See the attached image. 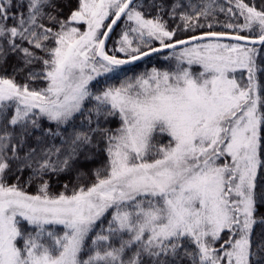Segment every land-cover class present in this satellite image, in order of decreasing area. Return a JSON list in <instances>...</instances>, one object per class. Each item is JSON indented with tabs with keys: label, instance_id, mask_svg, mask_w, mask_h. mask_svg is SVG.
<instances>
[{
	"label": "snow or ice",
	"instance_id": "6c2138e0",
	"mask_svg": "<svg viewBox=\"0 0 264 264\" xmlns=\"http://www.w3.org/2000/svg\"><path fill=\"white\" fill-rule=\"evenodd\" d=\"M66 6L0 0V264H264V2L235 0L239 30L258 35L231 39L250 47L187 46L224 36L214 31L174 39L164 15L180 4L78 0L65 17ZM122 16L160 47L142 51L124 31L127 58L107 54ZM177 45L171 70L89 86Z\"/></svg>",
	"mask_w": 264,
	"mask_h": 264
},
{
	"label": "trees",
	"instance_id": "16d2710c",
	"mask_svg": "<svg viewBox=\"0 0 264 264\" xmlns=\"http://www.w3.org/2000/svg\"><path fill=\"white\" fill-rule=\"evenodd\" d=\"M62 2L68 6L64 7L63 15L67 17L70 14V10H73L77 7L78 0H62ZM162 2L165 4V10L166 12L171 11V5L172 4H180L181 7L176 9V12L174 16L170 15H164V20L167 23V27L169 30L174 31L176 33V36L174 39H184L193 35L206 33L207 31H214L218 33H232V34H238L248 37H256L258 35V30H254L250 32L249 30L245 29L243 31H240L239 28L244 23V18L239 15V12L235 9V0H232L230 3L229 0H162ZM245 3L249 4H255L257 9L259 10L260 5L264 0H244ZM212 4V7L209 9L210 14L205 16H199V19H193L189 23L192 25L189 26V23H186L185 20L182 18L185 15L189 16H197L199 13L200 8H202L206 4ZM224 8V11H221L220 9ZM232 7L233 13H228L227 8ZM155 15V13H153ZM113 18V17H112ZM125 18V16H122L121 20L117 23L114 31L112 32V35L110 36L105 51L109 55H115L119 59H126L128 55H122V53H116L113 52V50L110 49L111 43H113V36L117 33V30L119 28L120 23H122V20ZM231 23L233 25L232 28L226 27L227 24ZM211 24L212 27L209 28L208 25ZM109 25V24H108ZM199 25H203L202 27ZM225 40L230 41V43H240V44H248L240 41H234V40H227V39H219V41ZM210 40L204 39L201 41H195L192 42L191 45L201 42H209ZM211 41H217L215 38H213ZM249 46H252L248 44ZM160 46L159 42L154 40L152 43H148V45L145 48H142V51H148L150 48L158 47ZM189 46V45H187ZM186 47V45L178 46L176 49ZM110 49V50H109ZM175 49V50H176ZM173 49L165 50L160 53H154L148 57H143L138 61H133L132 63L122 65L121 69L116 73H110L108 75H104L101 77H98L95 81H92L90 83V88L95 91V87L97 86H103L104 82L107 81L111 84H118L120 81L125 80L127 78L133 77L139 73H145L149 72L153 67L158 69H170L171 67V61L172 58L168 57V52L175 51ZM158 57V58H157ZM155 58V59H154ZM14 62L10 61V63ZM11 71V69H9ZM18 79H20L18 77ZM119 124L118 118L114 119L112 121L111 126L117 127ZM105 162V156L101 154L97 160L94 163L86 165L88 169H93L96 167H100ZM10 183H15V181H10ZM65 183H68V177L66 175L61 176L59 180H57L55 177L50 182V194L51 195H58L61 192H64L65 189L63 185ZM71 188L72 185L69 184V190L66 192V194H71ZM25 190L28 192V194H36L37 192V186L35 184L30 186H25ZM261 231V226L257 225L255 227V233H259ZM255 238V234H254Z\"/></svg>",
	"mask_w": 264,
	"mask_h": 264
},
{
	"label": "rangeland",
	"instance_id": "374dc122",
	"mask_svg": "<svg viewBox=\"0 0 264 264\" xmlns=\"http://www.w3.org/2000/svg\"><path fill=\"white\" fill-rule=\"evenodd\" d=\"M111 19H112L111 16L109 18L105 19L104 26H102V28L100 29L101 32H104L106 30V28H107L106 26L109 24ZM75 26H78L82 32L87 30V25L79 24V25H75ZM135 26H136L135 22L134 21H128L127 17L125 16V18L122 20V23H120V25H119L117 33L113 36V40L114 41H113V43H111V47H110V49L113 50V52L122 53V55H128L127 53L117 51V49H119V47H120V43L118 41L120 40L122 32H124V31H128L129 32V39L133 41V45H132L133 47H140L142 49V48H145L148 45V43H152L155 40V39H150L147 36H145L143 38V40H141V38L139 37L138 33H133V32L130 31V29L135 27ZM209 42H219L221 44H229V45L234 44V43H230V41H225V40L209 41ZM209 42H201V43H209ZM193 45H195V44H193ZM242 45L249 46L248 44H242ZM189 46H192V45H189ZM183 48L184 47L176 49L175 51L168 52L169 54H168L167 58H172V60H173V61L170 62L172 64L170 69H173L175 67V64H176L175 56L178 55L179 52ZM108 74H110V73H106L104 75H108ZM135 76H139V73L137 75H135ZM135 76H133V77H135ZM237 76L239 78V73L237 74ZM99 77H101V76H99ZM244 79H246V73L244 74Z\"/></svg>",
	"mask_w": 264,
	"mask_h": 264
},
{
	"label": "water",
	"instance_id": "95a60500",
	"mask_svg": "<svg viewBox=\"0 0 264 264\" xmlns=\"http://www.w3.org/2000/svg\"><path fill=\"white\" fill-rule=\"evenodd\" d=\"M114 18V17H113ZM112 18V19H113ZM122 18V17H121ZM119 22V21H118ZM117 22V23H118ZM111 23V21L109 22V24ZM117 25V24H116ZM116 25H114L113 26V31H114V29H115V27H116ZM105 31H107V28H106V30ZM112 31V32H113ZM112 32L111 33H109V37H108V39L106 40V45H107V42H108V40H109V38H110V36L112 35ZM208 32V31H207ZM206 32V33H207ZM205 33H201V34H197V35H193V36H203ZM235 35H238V34H232V33H224V36H222L221 38H219V39H227V40H233V39H231V37H233V36H235ZM191 37V36H190ZM190 37H187V38H184L185 40H187V39H189ZM255 37H249V39H254ZM208 40V39H207ZM235 41V40H234ZM192 42H195V41H192ZM240 42H244V43H248V44H250L248 41H240ZM251 45V44H250ZM178 46H181V45H177V47ZM158 47H160V46H158ZM157 47V48H158ZM165 50H169V49H164L163 51H165ZM154 54V53H153ZM143 58V57H142Z\"/></svg>",
	"mask_w": 264,
	"mask_h": 264
}]
</instances>
